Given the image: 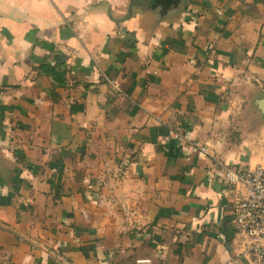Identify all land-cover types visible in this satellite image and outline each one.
<instances>
[{"label":"crops","instance_id":"obj_1","mask_svg":"<svg viewBox=\"0 0 264 264\" xmlns=\"http://www.w3.org/2000/svg\"><path fill=\"white\" fill-rule=\"evenodd\" d=\"M261 95L264 0H0V264H248Z\"/></svg>","mask_w":264,"mask_h":264},{"label":"built area","instance_id":"obj_2","mask_svg":"<svg viewBox=\"0 0 264 264\" xmlns=\"http://www.w3.org/2000/svg\"><path fill=\"white\" fill-rule=\"evenodd\" d=\"M193 146L199 156L210 155L206 144L196 142ZM224 177L232 185L244 186L243 194L233 204L236 254L248 264H264V166L225 165Z\"/></svg>","mask_w":264,"mask_h":264},{"label":"trees","instance_id":"obj_3","mask_svg":"<svg viewBox=\"0 0 264 264\" xmlns=\"http://www.w3.org/2000/svg\"><path fill=\"white\" fill-rule=\"evenodd\" d=\"M41 67H42V68H45V63H44V64H41ZM49 70H50V72H51L52 75H54V76H58V77L60 76V75H59L60 72H59L57 69H54V68L52 69V68H50Z\"/></svg>","mask_w":264,"mask_h":264},{"label":"water","instance_id":"obj_4","mask_svg":"<svg viewBox=\"0 0 264 264\" xmlns=\"http://www.w3.org/2000/svg\"><path fill=\"white\" fill-rule=\"evenodd\" d=\"M262 95H263V94H262ZM262 95L260 96L261 99H260V101H259V105H260L261 109L264 111V98H262Z\"/></svg>","mask_w":264,"mask_h":264}]
</instances>
